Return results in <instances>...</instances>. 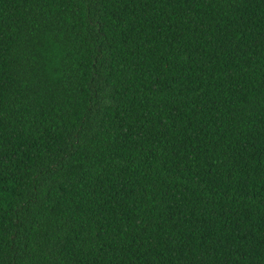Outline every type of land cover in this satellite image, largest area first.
I'll list each match as a JSON object with an SVG mask.
<instances>
[{
    "label": "trees",
    "instance_id": "1",
    "mask_svg": "<svg viewBox=\"0 0 264 264\" xmlns=\"http://www.w3.org/2000/svg\"><path fill=\"white\" fill-rule=\"evenodd\" d=\"M0 264H264V0H0Z\"/></svg>",
    "mask_w": 264,
    "mask_h": 264
}]
</instances>
